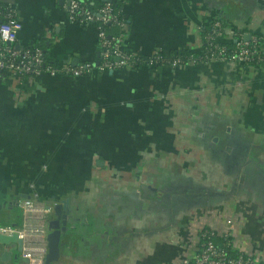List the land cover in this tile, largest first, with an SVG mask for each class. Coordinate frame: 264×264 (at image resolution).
<instances>
[{
    "label": "crops",
    "instance_id": "crops-1",
    "mask_svg": "<svg viewBox=\"0 0 264 264\" xmlns=\"http://www.w3.org/2000/svg\"><path fill=\"white\" fill-rule=\"evenodd\" d=\"M114 1L127 22L123 49L141 57L199 52L200 28L214 19L226 43L264 37V0ZM3 2L21 23L16 46L39 44L56 66L99 63L96 28L71 23L63 0ZM160 158L182 169L150 164ZM23 200L51 210L67 201L55 264H190L200 231L211 228L217 242L227 223L264 261V64L42 75L23 85L5 74L1 227L22 223ZM0 264L27 263L17 244H0Z\"/></svg>",
    "mask_w": 264,
    "mask_h": 264
},
{
    "label": "built area",
    "instance_id": "built-area-1",
    "mask_svg": "<svg viewBox=\"0 0 264 264\" xmlns=\"http://www.w3.org/2000/svg\"><path fill=\"white\" fill-rule=\"evenodd\" d=\"M63 1L71 23L96 28L98 65L82 63L76 66L69 64L54 66L44 60V54L38 48H17V35L21 30V23L15 18L13 9L0 0V80L5 74H10L23 85V79L27 76H31L27 80L31 81L42 75L79 78L94 71L101 74L136 70L137 67L178 69L216 62L255 66L264 64V42L258 45L264 37H250L248 41L244 33H237L235 45L230 49L223 45L225 31L220 20L210 21L208 30L205 29L207 24L200 28L202 35L204 34L201 57L171 58L162 50H155L148 57L134 55L123 49L125 34L120 31L125 30L126 25L119 19V13L114 12L110 2L91 10L83 0ZM110 27L119 33L114 35L108 32ZM21 208L22 223L16 227L0 226V234L16 235L17 239L22 241L20 257L27 264H43L46 254V222L52 213L51 207L39 205L32 200H23ZM228 225L230 223H227L222 234L221 246L216 243V234L211 228L200 231L198 246L190 259V264H264L259 256L239 247L234 239V229Z\"/></svg>",
    "mask_w": 264,
    "mask_h": 264
},
{
    "label": "water",
    "instance_id": "water-1",
    "mask_svg": "<svg viewBox=\"0 0 264 264\" xmlns=\"http://www.w3.org/2000/svg\"><path fill=\"white\" fill-rule=\"evenodd\" d=\"M104 1L111 3V0ZM246 38L248 39V36ZM16 47L20 48L18 46ZM96 65H98V63ZM109 73L112 74V72ZM66 208L67 201H64L63 203H57L52 206V213L50 216H54V218H49L46 222V254L43 264H55L60 258V247L62 246V239L65 237V231L67 228L66 221L68 216L66 214ZM0 244L6 246L10 244H17L18 249H20L22 241L17 239L16 235H0Z\"/></svg>",
    "mask_w": 264,
    "mask_h": 264
},
{
    "label": "trees",
    "instance_id": "trees-1",
    "mask_svg": "<svg viewBox=\"0 0 264 264\" xmlns=\"http://www.w3.org/2000/svg\"><path fill=\"white\" fill-rule=\"evenodd\" d=\"M86 3H87V7H88L89 9H91V10L96 9V8H98V7H100V6H102V5L104 4V3H101V4H99L98 6L94 7V6L90 5L89 2H86ZM111 6H112L114 12L119 13V19H120V20H123L124 23H125V25L127 26L126 19L123 18L122 13H121V10H120V7H119V5L116 3V1L113 0V1L111 2ZM214 20H216V19H214ZM211 21H213V20H211ZM220 21H221V20H220ZM208 27H209V25L207 24V26L205 27V29L208 30V29H209ZM108 32L113 33L114 35H117V33H119V31H117L115 28H111V27L108 28ZM120 32L125 34V30H121ZM202 36H204V34H203ZM256 37L258 38V37H260V36H256ZM263 42H264V38L261 39V40L258 42V45L261 44V43H263ZM250 43H251V42H250ZM223 45H226V47H228V48L231 49V48L234 47L235 43L232 42V41H231V42H227V43L224 42ZM34 48H38V49L42 50V52H43V54H44V60L47 62V60H46V56H45V53H44V51H43L42 46L39 45V44H36V45H33V46L28 47V49H34ZM202 54H203V53H202L201 51H199V52H197V53H193V52H190V51H179V52H174V53H172V54H167V55H168V57L174 58V57H176V56H180V57H188V56L201 57ZM47 63H48V64H51V65H54V64L49 63V62H47ZM252 65L255 66V64H252ZM54 66H55V65H54ZM139 69H140V67H137V68H136V70H139ZM153 69H155L154 66H153L152 68H150V70H153ZM29 78H31V76H27V77H25V78L23 79V82L29 80ZM69 78H70V77H69ZM215 241H216V239H215ZM216 243H217L219 246H221V239H218ZM229 250H231V249H229Z\"/></svg>",
    "mask_w": 264,
    "mask_h": 264
},
{
    "label": "rangeland",
    "instance_id": "rangeland-1",
    "mask_svg": "<svg viewBox=\"0 0 264 264\" xmlns=\"http://www.w3.org/2000/svg\"><path fill=\"white\" fill-rule=\"evenodd\" d=\"M163 160H164V158H160V159H154L153 160V162H151L150 164H152V165H154V164H160V163H158L159 161H161V165H160V167H162V169H182L181 167H180V165L181 164H179L178 162H180V159H174L173 161H172V163H167V164H165L164 162H163ZM191 160V159H190ZM196 161V160H195ZM210 162V163H213V159H211V158H209V159H207L206 160V162ZM195 163V162H194ZM189 169H197V168H195V167H192V163L191 162H189V165L187 166ZM185 169V168H184Z\"/></svg>",
    "mask_w": 264,
    "mask_h": 264
}]
</instances>
